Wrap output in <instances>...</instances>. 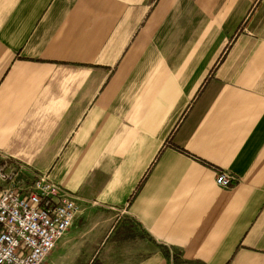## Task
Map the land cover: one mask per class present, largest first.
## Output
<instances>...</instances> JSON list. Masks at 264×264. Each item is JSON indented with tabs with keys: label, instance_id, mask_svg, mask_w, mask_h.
Wrapping results in <instances>:
<instances>
[{
	"label": "crops",
	"instance_id": "0c3cea01",
	"mask_svg": "<svg viewBox=\"0 0 264 264\" xmlns=\"http://www.w3.org/2000/svg\"><path fill=\"white\" fill-rule=\"evenodd\" d=\"M0 152L75 197L68 264H264V0H0Z\"/></svg>",
	"mask_w": 264,
	"mask_h": 264
},
{
	"label": "built area",
	"instance_id": "2783aa9c",
	"mask_svg": "<svg viewBox=\"0 0 264 264\" xmlns=\"http://www.w3.org/2000/svg\"><path fill=\"white\" fill-rule=\"evenodd\" d=\"M233 181L224 171L215 176L222 189ZM78 212L75 197L47 174L0 152V264H46Z\"/></svg>",
	"mask_w": 264,
	"mask_h": 264
},
{
	"label": "rangeland",
	"instance_id": "374dc122",
	"mask_svg": "<svg viewBox=\"0 0 264 264\" xmlns=\"http://www.w3.org/2000/svg\"><path fill=\"white\" fill-rule=\"evenodd\" d=\"M135 230H136V233L138 234V236L140 237V243H141V251L135 253V258L139 259V258L145 257L149 252L148 251L149 248H151L154 245L157 247V250L161 254H163V256H165V258H167V260L169 261L170 264H184V263H182V261L178 257L175 256V254L169 253V251H167L166 247L161 246L159 241L153 240L150 237L145 236L138 229H135ZM66 234H68V233H66ZM128 240H129V238H128ZM67 243H68L67 238L61 240L58 244L57 249H55L54 251L51 252L52 254H50L51 256H49L48 259L46 260V264H61V262L63 261L65 256H66L65 261L68 264L70 250H69V247L66 246ZM127 243H129V242H127V240H126V244ZM103 254L104 253H100L99 255L102 256ZM105 255L109 256L108 253H105ZM133 255L134 254L131 253V257H130L129 253H127V251L123 250V246L119 245L116 247V251H114L108 258L115 259V260L117 259V260H120L122 262H126V261L131 260L130 258H133ZM66 262H63V264Z\"/></svg>",
	"mask_w": 264,
	"mask_h": 264
}]
</instances>
